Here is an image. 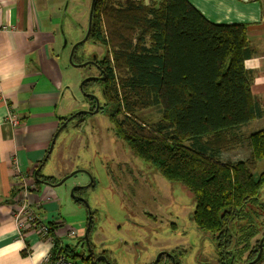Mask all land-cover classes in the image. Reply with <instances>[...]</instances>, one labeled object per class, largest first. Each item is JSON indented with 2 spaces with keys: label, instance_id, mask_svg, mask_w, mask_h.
Listing matches in <instances>:
<instances>
[{
  "label": "trees",
  "instance_id": "16d2710c",
  "mask_svg": "<svg viewBox=\"0 0 264 264\" xmlns=\"http://www.w3.org/2000/svg\"><path fill=\"white\" fill-rule=\"evenodd\" d=\"M90 24L87 40L103 47V57L94 58L105 73L98 81L100 109L114 134L136 159L191 193L192 220L218 244V262L254 258L257 219L264 223L258 196L264 171L254 173L264 157V129L247 136L249 158H217L237 144L238 128L259 113L243 68L250 56L245 26L212 23L188 0H95ZM150 107L160 108V118L138 119L136 113ZM83 116L70 122L80 128ZM75 247H63L70 260L90 264ZM261 252L256 264L264 245Z\"/></svg>",
  "mask_w": 264,
  "mask_h": 264
},
{
  "label": "rangeland",
  "instance_id": "374dc122",
  "mask_svg": "<svg viewBox=\"0 0 264 264\" xmlns=\"http://www.w3.org/2000/svg\"><path fill=\"white\" fill-rule=\"evenodd\" d=\"M65 1L66 16L63 26L68 27L67 40L72 45L85 34L90 0ZM71 45L65 49L67 52L65 58L69 55ZM102 48L88 39L74 49V60L87 61L93 53L99 57ZM66 63L67 75L72 79L71 93L69 92L67 98L71 102L69 112L88 109L89 101L84 98L77 86L85 76H97V71L89 64L77 67L69 64L68 60ZM99 85L97 80H92L82 87L86 92L94 93L102 105L103 96ZM136 116L142 121L152 123L160 118V108L150 107L138 111ZM83 118L80 128L73 126V122L66 123L67 125L56 136L52 152L40 171L41 175L55 174L57 180L75 169H86L92 173V185L79 189L76 194L83 196L90 210L94 211L95 229L92 230L93 234H89L91 237L95 235L97 242L100 238H103L102 240L109 238L111 243L116 242L118 238L124 240L122 246H109L115 264L154 262L162 250L168 255L176 256L179 264L237 263L236 259L231 260V256L218 262L215 240L209 233L198 230L192 220L194 200L191 193L179 182L165 180L154 168L150 167L148 172L144 171V163L136 159L128 147H125L124 142L114 134L113 125L103 108L96 113L85 114ZM263 128L264 118L240 128L237 144L217 154L218 160L225 162L249 158L247 136ZM255 166L256 175L263 172L264 157L257 161ZM89 181L90 177L87 174L77 172L61 185L55 186V190L61 195L60 211L65 217L66 225L72 226L78 232L75 237L64 238L65 243L69 245L76 243L79 236H82L86 224L85 206L69 198V192L74 185H84ZM258 191L260 203L264 204V184ZM257 223L260 232L256 238L264 231L262 217L257 219ZM243 253L241 259L248 255L247 251ZM163 262L164 259L161 258L157 264ZM170 262L168 259L165 260V264Z\"/></svg>",
  "mask_w": 264,
  "mask_h": 264
},
{
  "label": "crops",
  "instance_id": "0c3cea01",
  "mask_svg": "<svg viewBox=\"0 0 264 264\" xmlns=\"http://www.w3.org/2000/svg\"><path fill=\"white\" fill-rule=\"evenodd\" d=\"M140 1L147 4L157 0ZM188 1L212 23L245 26L250 56L243 68L251 77L250 92L259 113L240 128L261 120L264 0ZM65 2L0 0V264H33L34 260L36 264L53 247L51 241L33 231L19 235L12 213L19 199H26L32 212L45 221L66 225L60 211L61 195L32 175L59 127V116L70 113L71 108L67 98L72 79L67 75L65 58L71 43L67 40L68 27L63 26ZM8 113L16 114L20 123L12 126L6 120ZM14 163L25 176V186L16 176ZM45 175L57 180L53 173ZM258 264H264V256Z\"/></svg>",
  "mask_w": 264,
  "mask_h": 264
},
{
  "label": "water",
  "instance_id": "95a60500",
  "mask_svg": "<svg viewBox=\"0 0 264 264\" xmlns=\"http://www.w3.org/2000/svg\"><path fill=\"white\" fill-rule=\"evenodd\" d=\"M94 1L95 0H91L90 2V7H89V11H88V19H87V27H86V30H85V34L84 36H82V38L80 40H77L75 41L72 45H71V48L69 49V55H68V62L69 64L73 65V66H77V67H83L85 65H92L94 66L96 69H99V72L100 73H103V70H100L98 64L95 62L94 58L96 57V53H93L91 55V59H88L87 61H82L80 63L78 62H74L73 59H72V56L74 54V48H76L78 45L82 44L83 42H85L87 40V36H89V33H90V29H91V22H92V11H93V5H94ZM66 3L67 1L65 2V6H66ZM65 12V11H64ZM104 76H105V73H103V75L101 77L99 76H95V75H87L85 76L84 78H82V80L80 81L79 83V86H77L79 89H80V92L81 94L84 96V98H90L94 101V109L92 110H88V109H79V110H76L75 112L71 113L70 112V115H68L65 119V115H60V119H64L62 124H59V127L57 128V130L55 131V133L53 134V137L51 139V142L49 144V147L47 149V153L45 154L43 160L41 162H39L40 164L37 166V168L34 170V173L32 175H34V179L35 181H38L40 183H43L49 187H55V186H58V185H61L68 177L74 175L75 173H79V172H82V173H85L87 174L89 177H90V181L87 183V184H84V185H74L71 189H70V192H69V195L74 202L78 201V202H81L84 206H85V210H87V220L85 221L86 224H85V229H84V232H83V237H84V241L86 242V244H88V246H85L87 248V251H88V256L90 257V264H98L99 261L101 260H106L105 259V256L104 255H97L95 256V258L93 257V247L92 246H89V243H88V231H89V228H90V224H91V221H92V214H91V210H90V206L87 202V200L85 198H83V196L79 195V194H76V192L79 190V189H83L85 187H88L89 185H92V182H93V176H92V173H89L88 170L86 169H75L71 172H68L66 175L62 176L59 180L55 181H50V180H47V179H44L45 176L48 177V175H37L38 172H40L42 166L44 165V161H46L48 155L52 152V149L54 147V144H55V140H56V136H58V134L60 133V131L63 129L64 126H66L68 122H70L72 119L76 118L77 116L79 115H85V114H93V113H96L97 110H99V105H100V102H99V99L97 98V96L94 94V93H91V92H86L84 87H82L86 82L88 83V81H92V80H97V81H102L104 79ZM69 88V87H68ZM71 88V87H70ZM68 92L71 93V89L68 90ZM64 92H62L61 94L63 95ZM74 98V97H73ZM73 126H75L73 124ZM264 239V234L260 237L259 242H258V250L256 251L255 253V256L254 258H252L251 260L247 261V262H244L242 264H256V262L258 261V259L260 258L262 252L263 251V240ZM81 246H77L76 248H80ZM161 254V253H160ZM80 255V254H79ZM82 255V253H81ZM172 264H174V256H172L171 254H166ZM156 263V260L152 263V264H155Z\"/></svg>",
  "mask_w": 264,
  "mask_h": 264
},
{
  "label": "built area",
  "instance_id": "2783aa9c",
  "mask_svg": "<svg viewBox=\"0 0 264 264\" xmlns=\"http://www.w3.org/2000/svg\"><path fill=\"white\" fill-rule=\"evenodd\" d=\"M6 120L12 125H18L20 119L16 114L8 113ZM14 168L17 172L19 180L25 186V176L20 173L19 168L14 163ZM13 213V220L19 231V235H24L28 231H33L38 234V237L52 242L51 250L45 254L36 264H75L64 252V238L74 237L77 230L72 226L61 224H48L49 222L37 216L32 212L29 203L26 199H19ZM61 229V231H59Z\"/></svg>",
  "mask_w": 264,
  "mask_h": 264
},
{
  "label": "flooded vegetation",
  "instance_id": "af4514ba",
  "mask_svg": "<svg viewBox=\"0 0 264 264\" xmlns=\"http://www.w3.org/2000/svg\"><path fill=\"white\" fill-rule=\"evenodd\" d=\"M90 2H91V0H90ZM90 6V5H89ZM102 54H103V52L101 51L100 52V55H99V59L100 58H102L103 56H102ZM96 62V61H95ZM98 64V63H97ZM92 66V65H91ZM98 66H99V68H100V70H103V68L100 66V64H98ZM96 71H97V76H99V77H101L102 75H103V73H104V71H103V73H100L99 72V69H96L94 66H92ZM99 74V75H98ZM98 82V81H97ZM88 99H90V98H88ZM93 100L91 99L90 100V102H92ZM94 102V101H93ZM92 106V104H90V106H89V108H88V110L89 109H91L90 107ZM93 106H94V103H93ZM93 109V108H92ZM99 109H100V105H99ZM81 115H79V116H77L76 118H75V120L74 121H78V119L77 118H79ZM143 167H144V171H149V168H150V166H148V165H146V164H144L143 165ZM81 203V202H80ZM82 204V203H81ZM91 214H92V221H91V224H90V228H89V233L87 234L88 235V243H89V246H92L93 248V257L95 258V256H97V255H104L105 256V259L106 260H101V261H99L98 262V264H115V262H114V260L112 259V254H111V252H110V248H109V246H122V244H124V240L123 239H117V241L116 242H114V243H111L110 241H109V238H105L104 240H102L103 238H100V240L97 242L96 241V239L94 238L95 237V235L93 236V237H91V235H89V234H91L92 233V230H94L95 228H94V226H93V215H94V211L93 210H91ZM86 220H87V210H86ZM76 234H78V232L76 233ZM75 234V236H77ZM93 234V233H92ZM264 234V231H262L261 232V235H260V237L262 236ZM74 236V237H75ZM101 236H103L102 234H101ZM92 239H93V241H92ZM113 240H115V237H113L112 238ZM111 239V240H112ZM119 241V242H118ZM120 241H122V243H120ZM101 243V244H100ZM264 243V242H263ZM262 243V244H263ZM73 246H81L80 248H76L75 247V252L76 253H82L83 255H82V257H83V259H85V258H87V259H89L90 257L88 256V251H87V248L85 247V246H88V244H86V242L84 241V237H83V235L82 236H79V238L77 239V242L76 243H73L72 244ZM126 246H129L128 244H125ZM94 246H99L100 248L98 249V248H96V247H94ZM215 246H218V244L216 243L215 244ZM166 254H168L166 251H164V250H162V252H161V254L160 255H157V259H156V263L155 264H157V262L162 258V259H164V262H163V264H165V260H169V262L171 261L170 260V258L166 255ZM172 256H174V255H172ZM82 259V260H83ZM89 263H90V259H89ZM153 262H149V263H147V264H152ZM170 264H172V262H170ZM174 264H179L178 263V258L176 257V256H174Z\"/></svg>",
  "mask_w": 264,
  "mask_h": 264
},
{
  "label": "clouds",
  "instance_id": "9594fccd",
  "mask_svg": "<svg viewBox=\"0 0 264 264\" xmlns=\"http://www.w3.org/2000/svg\"><path fill=\"white\" fill-rule=\"evenodd\" d=\"M37 259H39V257H37ZM33 264H35V260L33 261Z\"/></svg>",
  "mask_w": 264,
  "mask_h": 264
},
{
  "label": "bare ground",
  "instance_id": "6f19581e",
  "mask_svg": "<svg viewBox=\"0 0 264 264\" xmlns=\"http://www.w3.org/2000/svg\"><path fill=\"white\" fill-rule=\"evenodd\" d=\"M264 240V239H263ZM264 242V241H263ZM257 244H258V242H257ZM264 245V244H263ZM264 253V252H263ZM249 254V253H248ZM263 255V254H262ZM260 262V261H259ZM258 264V263H257Z\"/></svg>",
  "mask_w": 264,
  "mask_h": 264
}]
</instances>
